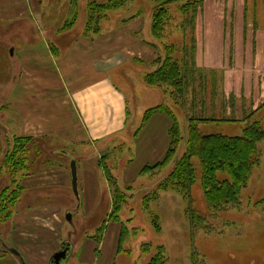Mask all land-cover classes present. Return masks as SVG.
Listing matches in <instances>:
<instances>
[{
	"label": "rangeland",
	"instance_id": "rangeland-1",
	"mask_svg": "<svg viewBox=\"0 0 264 264\" xmlns=\"http://www.w3.org/2000/svg\"><path fill=\"white\" fill-rule=\"evenodd\" d=\"M6 1L0 0V3ZM196 1L198 2L193 10L185 13L182 6L188 0L168 6L167 26L162 38H154L152 35L157 0H128L122 11L131 14L141 10L146 17L150 14L151 26L144 35L153 37L158 56L162 60L165 59L166 44L175 46L172 54L174 58H188L196 90H206V95L201 94L204 103L200 99L199 102L195 100L194 107V115L206 118L198 123L204 134L241 136L246 126L255 122H258L264 133V0H205L202 6V0ZM130 5L131 8H128ZM113 14L114 10L109 11L102 22L107 23ZM86 22L85 8L81 10V19L73 34H83ZM16 24L14 21L7 23L0 20V187L8 185L7 193L14 190L15 178L21 175L17 180L22 182L39 167L46 166V160L39 163L38 160L47 157L50 158L51 166L57 168L62 156L66 158V179L69 182L67 185L50 188V191L49 188H42L43 194L40 195L51 196L50 200L36 198V191L33 189L27 192V197L23 196L25 190L22 192L17 212H29L37 207L40 211L45 206H50V213L39 212L42 214L40 218L55 221V224H48L49 229L44 230L43 221L38 222L43 225L40 227L43 238L37 244L41 247L22 249L25 259L33 260L28 264H47L51 254L63 242H70L72 247L68 260L61 264H149L159 254L166 258L165 264H264V137L258 142L260 163L252 172L247 186L242 189L239 204L219 211L214 210L206 197L202 184L203 171L197 158L193 160L197 167V179L189 187V191L162 190L156 193L157 197L144 201L186 151L188 124L193 112L190 105H187L192 98L191 95L186 96L188 104L181 103L180 100L178 103L172 98L171 88L168 87L152 86L160 94L162 105L178 119L181 139L173 161L161 170L141 173L148 165L149 153L158 145L164 144V136L160 140L150 133V128L143 129L139 137H135L142 122V104L137 106L124 136L116 139V145L106 149L107 152L103 153L98 165L94 162L97 157L95 158V150L90 143L63 148L59 147L63 144L57 145L55 142L52 146V141L48 140L47 144L56 148L53 156L39 151L37 143L33 141H22V145L24 143L28 147L26 150L18 148L16 134L20 118L16 107L8 106L9 96L20 92L15 85L20 74L19 52L13 56L11 48L17 42ZM107 25L112 26V22ZM6 35L14 39V44ZM232 49L235 55L243 52V56L225 58ZM198 55H201L200 58ZM148 66L141 69L142 74L153 72L159 67V63ZM123 71L129 74L128 71ZM242 76L248 78L249 82H245ZM230 83H234V89L229 87ZM252 84L256 88L253 96ZM134 96L133 104L136 100ZM15 98L16 95L12 98L16 104ZM30 99L33 100L34 97ZM145 105L154 106L149 102ZM157 114L163 116L156 118L152 125L160 124V117L167 115ZM167 117L172 126V118ZM163 128L164 124L161 131ZM162 133L164 135V130ZM168 136L170 147L169 133ZM16 148L19 155L14 156H17L16 160H19L22 168L13 167L19 168L13 174L14 171L8 167L11 166L8 162L13 159L8 160L9 157L6 159V156L11 152L15 154ZM77 156H84L77 161L80 167L78 195L73 187L71 170L72 159ZM83 160L88 162L85 172L80 166ZM25 165L28 168L26 170L23 169ZM108 170L129 197L114 219L111 217L113 188L107 177ZM220 175L222 178L228 177L225 173ZM127 188L131 190L127 191ZM53 204L57 209L55 214L54 208H51ZM197 214L202 215L204 220L200 221L195 216ZM68 215H71V220ZM4 217L0 216V226L4 223L1 220ZM5 224L1 231L11 232L12 242L17 246L30 245L31 241L22 232L25 229H22L21 224L16 221ZM55 237L56 248L41 249Z\"/></svg>",
	"mask_w": 264,
	"mask_h": 264
},
{
	"label": "crops",
	"instance_id": "crops-1",
	"mask_svg": "<svg viewBox=\"0 0 264 264\" xmlns=\"http://www.w3.org/2000/svg\"><path fill=\"white\" fill-rule=\"evenodd\" d=\"M108 1L110 0H7L0 3V20L7 23L14 21L18 27L15 35L17 42L11 48L13 56L19 52L20 74L15 85L20 92H14L8 99V106L16 107L20 118L16 137L32 139L37 143L39 151L52 156L55 155L56 148L48 145V140L52 141V146L55 142L57 145L63 144L64 146H59L63 148L90 143L95 150V158L97 157L94 162L98 165L103 153L107 152L106 149L116 145V139L124 136L137 106L142 104V122L135 137H139L142 130L147 128L160 140L164 136L163 146L158 145L149 153L148 165L156 164L169 148L168 133L171 126L167 115L160 117V124L152 125L162 114L152 116L143 124L146 111L162 104L160 94L146 84L147 74L141 72L145 66L156 65L159 58L153 37L144 35L151 26L150 14L146 17L141 10L125 14L122 11L124 7L117 8L114 9L112 19L107 21L112 22V26L102 23L99 33L73 34L81 19L82 9H87L88 21L90 3L104 4ZM70 21L73 25L62 31L61 28ZM8 35L6 38L14 44V39H10ZM241 53L235 55L232 49L225 58L243 56L244 53ZM123 70L129 74H125ZM243 80L249 82L246 77ZM233 85L234 83H230L229 87L234 89ZM240 89L243 96L242 87ZM251 90L253 96L256 91L254 84ZM233 92L234 90L231 93ZM14 95L16 104L12 99ZM133 95L135 104L132 103ZM30 97L34 99L31 100ZM145 101L154 106L147 107ZM163 124L164 135L161 131ZM62 158L59 168L51 166L49 157L40 158L38 163L46 160L48 164L24 178L23 196L27 197V192L33 189L36 191L35 197L41 198L42 188H49L50 191V188L69 184L65 168L67 161L65 157ZM79 158L84 156L74 159L78 161ZM86 161L80 162L83 172L88 164ZM42 198L52 199L51 196ZM37 208L19 214L16 219L22 229H25L22 232L31 241L26 247V244H21V250L41 247L37 244L43 238L40 235L42 230L49 229L48 224L51 222L55 224L53 219L40 218L42 214L39 212L50 213V206H45L40 211ZM51 208H54L55 214L56 206L53 204ZM39 221H43L44 226L39 225ZM55 239L56 237L50 239L41 249L56 248ZM31 261L33 260H28Z\"/></svg>",
	"mask_w": 264,
	"mask_h": 264
},
{
	"label": "trees",
	"instance_id": "trees-1",
	"mask_svg": "<svg viewBox=\"0 0 264 264\" xmlns=\"http://www.w3.org/2000/svg\"><path fill=\"white\" fill-rule=\"evenodd\" d=\"M125 1L128 0H110L104 4L90 3L85 33H99L108 12L123 7L124 4H126ZM157 1L158 3L153 13L152 35L154 38H162L165 33V27L167 26L168 6L173 3L181 2L182 0ZM204 1L205 0H202L201 6L204 4ZM197 2L196 0H188V2L184 3L182 6L184 13L193 10ZM72 25L73 22L70 21L66 23L61 30L65 31ZM165 46V59L162 60L161 56H159L157 60L159 67L147 74L145 76V81L150 86L171 88V96L176 102L180 100L181 103L188 104L186 96L191 95L192 101L187 106L190 105V109L193 112L189 119L188 137L184 155L175 162L168 175L159 182L154 192L145 197L144 201L146 200L147 202L157 197L156 193L162 190L177 189L184 192L189 191V187L193 185L197 179V167L193 161L197 158L200 161L203 171L202 184L205 189V194L214 210L219 211L229 206L238 205L242 189L247 186L252 172L260 163L258 142L264 137V133L258 122H255L253 124H248L241 136L204 134L200 130L198 123L205 121L206 118H198L194 115V107L195 100L199 102L200 99V102L204 103L201 94L203 93L206 95V90L205 88L196 90L195 82L192 78L193 71L189 67L190 63L188 58L186 56L181 59L174 58L172 54L175 51V46L168 44ZM157 113H166L173 120V124L169 130L170 147L159 162L153 165H147L141 173L161 170L169 165L174 159V155L177 151V144L181 139L178 119L165 105L160 104L148 109L144 115L143 124L147 123L152 116ZM16 139V145L18 148L22 147L23 150H26L28 147L24 143L22 145V141H32V139ZM14 155H19L17 148L15 154L11 152L6 156V159L9 157L8 160L13 159V161L8 162L11 165H8V167L10 170L12 169L14 171H12L13 174L15 171H19V168L13 167L20 166L19 160H16L17 156ZM23 169H28L27 165H25ZM107 173L110 185L113 188L112 192L114 199L113 211L111 212V217L113 218L117 216V212L123 204H126L129 197L127 196V192L121 190L116 178L111 175L109 170ZM221 173H225L228 177L222 178L220 175ZM20 177L21 175L17 176L13 182L18 183L17 179H20ZM16 188L17 189L14 190V195L16 193L14 200H17L22 194L23 186L17 185ZM130 190L131 188H127V191ZM195 216L198 217L200 221L202 219L204 220L200 214ZM165 261L166 258L162 254H159L154 257L149 264H165Z\"/></svg>",
	"mask_w": 264,
	"mask_h": 264
},
{
	"label": "flooded vegetation",
	"instance_id": "flooded-vegetation-1",
	"mask_svg": "<svg viewBox=\"0 0 264 264\" xmlns=\"http://www.w3.org/2000/svg\"><path fill=\"white\" fill-rule=\"evenodd\" d=\"M21 185L22 186V182H18L16 183V186ZM17 189V188H15ZM14 189V190H15ZM9 190L8 185H1L0 187V216H5L4 219H1L5 224L7 225L8 223H13L16 221V219L18 218L19 211L17 212V208H18V204L20 203V201L22 200V194L19 196V198L17 200H14L15 195H14V190H10L8 193L7 191ZM11 191H13V193H11ZM24 191V187L22 189V192ZM11 193V194H10ZM3 224L0 226V264H28L30 262H28V260L25 259L24 253L23 251L19 248V246L16 245L15 242H12V239L10 237L11 232H2L1 228L3 226ZM68 245V243H66ZM60 244V247L55 250L47 264H52L51 263V257L54 253L61 251L62 249L64 250L67 245Z\"/></svg>",
	"mask_w": 264,
	"mask_h": 264
},
{
	"label": "water",
	"instance_id": "water-1",
	"mask_svg": "<svg viewBox=\"0 0 264 264\" xmlns=\"http://www.w3.org/2000/svg\"><path fill=\"white\" fill-rule=\"evenodd\" d=\"M71 163V170H72V179H73V187L75 189L76 194L78 195V169H77V160L72 159ZM68 219L71 220V215H68ZM68 243V245L66 244ZM63 244V243H62ZM61 244V245H62ZM64 244L67 245V247L61 251H58L54 253L51 257V263L52 264H61L63 261L68 260L69 255L71 253V243L70 242H64Z\"/></svg>",
	"mask_w": 264,
	"mask_h": 264
}]
</instances>
